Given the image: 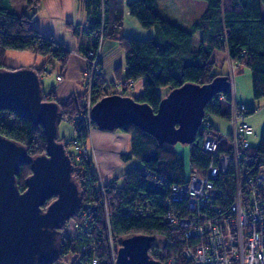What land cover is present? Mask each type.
Here are the masks:
<instances>
[{"label":"trees","instance_id":"16d2710c","mask_svg":"<svg viewBox=\"0 0 264 264\" xmlns=\"http://www.w3.org/2000/svg\"><path fill=\"white\" fill-rule=\"evenodd\" d=\"M41 1L27 0L26 9H34L36 13ZM203 1L207 3L206 10L188 30L162 18L156 10L157 0L129 2L127 6L131 15L143 28H157L159 36L155 38L138 39L122 34L123 0H80L82 8L87 12L88 24L81 27L67 23V27L81 40L77 52L85 58H89L91 50L98 49L101 38L104 42H118L125 52L126 72L123 84L127 87L130 82L144 78L143 92L135 99L149 104L154 111L163 98L158 90L160 87L170 91L187 83L204 85L212 82L218 75H225L230 81L229 74L214 71V54L217 52L226 53L238 68L246 67L250 70L253 96L255 100L262 99L264 17L261 11L264 0ZM33 14L24 12L17 15L11 0H0V69H17L4 62L8 50L45 57V65L35 68L40 76L48 65L54 66L53 70L56 69V63L61 70L67 65L74 51L58 43L53 37L43 35L34 24ZM199 31V48H195L193 36ZM94 86L96 101L113 94L109 92L104 79L95 82ZM222 94L228 102L215 97L217 101L214 104L208 103L205 111L229 118L230 89ZM43 101H58L54 88L49 92L43 91ZM59 104L63 120L71 121L84 111L83 94L73 93ZM250 110L251 114L255 111ZM74 128L77 136L68 143L64 141L66 147L75 139H88L89 133L82 125H75ZM122 130L131 135L130 151L122 155L123 161L135 159L140 162L141 167L129 168L122 178L115 177L106 183L105 196L109 201L107 205L110 212L107 220L105 206L99 203L103 199V192L97 172L93 165L83 166L73 160V177L81 190L80 209L63 228L60 257L55 264H89L93 255L100 260V264H109L112 245L118 254L122 242L135 236L154 238L148 253L155 262L167 264L168 258L175 256L177 261L185 264L182 254L188 242L184 232L180 227L165 222L164 217L169 212V206L182 215L187 211L185 202L168 203L172 186L184 184L192 170L205 175L209 167L210 156L203 149L204 135L199 132L197 140L190 145L188 165L173 145L159 144L153 136L133 124ZM0 134L24 145L30 158L46 152L43 126L35 125L17 112L0 111ZM209 134L219 138L223 150L230 149L229 134L223 137L214 124ZM247 153L246 157L253 159L255 164L264 165V128L260 144L247 149ZM31 173L30 165L20 167L17 180L21 191L26 189V180ZM232 176L227 174L217 181L222 192L216 203L221 207L229 205L235 199L237 186ZM53 200L54 198L49 200L44 209ZM86 206L92 209V213L87 218L91 223L85 226ZM73 220L81 228L85 226L86 230L83 233L68 231V224ZM158 238L161 244L157 242ZM85 244L90 247V251L83 255L80 247ZM77 253H80L81 259Z\"/></svg>","mask_w":264,"mask_h":264},{"label":"water","instance_id":"95a60500","mask_svg":"<svg viewBox=\"0 0 264 264\" xmlns=\"http://www.w3.org/2000/svg\"><path fill=\"white\" fill-rule=\"evenodd\" d=\"M229 88L225 75L204 85L187 83L171 89L156 111L131 95L113 93L95 103L92 119L102 130L133 124L159 144L191 145L206 105ZM43 91L34 67L0 69V111H14L41 124L46 138V152L30 158L24 145L0 134V264H54L60 257L63 226L76 215L81 202L72 159L65 143L58 140L63 120L60 104L43 101ZM24 164L31 166L32 173L21 191L17 175ZM153 240L125 239L117 264H159L148 253Z\"/></svg>","mask_w":264,"mask_h":264},{"label":"built area","instance_id":"2783aa9c","mask_svg":"<svg viewBox=\"0 0 264 264\" xmlns=\"http://www.w3.org/2000/svg\"><path fill=\"white\" fill-rule=\"evenodd\" d=\"M102 46L101 38L98 49L91 50L89 58H86L88 67L84 82V111L71 120L74 126L82 125L87 130L88 138L95 125L92 119V109L97 102L94 83L99 82L104 75L100 62ZM57 80H62L61 74L57 75ZM234 86L235 82L232 80L230 149L223 150L219 138L209 134L213 124L211 114L205 111L198 134L201 132L204 135L203 149L210 156L209 167L205 175L192 170L184 184L174 185L170 190L168 203L185 202L187 208L186 214L182 215L169 206V212L164 217L165 222L180 227L184 232L188 242L182 254L185 264H264V165L255 164L253 159L246 157L247 149L251 147L248 139L254 131L245 120L250 108L238 100ZM214 100L209 103L214 104ZM87 141L75 139V152H71L70 156L83 166L93 165L97 172L86 146ZM74 154H77V158ZM227 174L233 175L237 186L236 196L232 203L221 207L216 203L222 192L217 181ZM97 176L103 192V199L99 203L105 206L108 220L110 212L107 205L109 201L105 196L106 182L99 172ZM84 212L86 226L91 223L87 218L92 209L86 206ZM68 225V231L71 232L83 233L86 230L85 226L81 228L75 220ZM89 251L90 247L86 244L80 247L83 255ZM80 253H77L79 259ZM89 264H100V260L93 255ZM109 264H117V252L113 245ZM167 264L183 263L172 256L168 258Z\"/></svg>","mask_w":264,"mask_h":264},{"label":"crops","instance_id":"0c3cea01","mask_svg":"<svg viewBox=\"0 0 264 264\" xmlns=\"http://www.w3.org/2000/svg\"><path fill=\"white\" fill-rule=\"evenodd\" d=\"M131 1L135 0H123L124 3L122 9L124 22L122 34L138 39H149L159 36L157 28H143L139 21L131 15L127 6V4ZM169 6L170 15L172 16L165 14L168 13L165 11L169 10ZM263 6L264 5H262V7ZM206 8L207 3L205 1L157 0L156 10L162 18L188 30L203 14ZM36 9L37 12L33 14V20L36 28L43 35L53 37L58 43L74 51L63 70H61L60 67H56V70L59 69V71H62L63 75V80L60 81L55 88L58 101H65L73 93L83 94L85 88L82 81V75L88 67L87 61L79 52H77L80 48L81 40L77 38L67 27V23L86 27L88 24L87 12L82 8L80 0H42ZM200 36L201 32L199 31L193 36V43L199 44ZM104 44L101 61L104 71V81L107 85L109 86V83L115 84L116 86L122 88L123 91H128V94H134L136 96L142 94V79L130 82L127 87L123 84L126 66L124 59L123 61L116 59V57H120L123 53L118 43L114 40H107ZM6 53L12 58H20L21 61H24L28 65L27 67H41L46 63L45 57L29 52H19L13 50ZM224 55V59H226L225 61L229 63L227 60V54L224 53ZM214 56L217 64L224 60L219 57L218 52L215 53ZM119 68L120 72H118ZM233 70L234 72L232 77L230 75V80H234V78L236 79L240 76L238 67H234ZM250 86L252 87V79ZM92 136L95 149L93 154L94 156L92 158L97 160L101 175L111 180L115 177H121L127 171V165L132 163V161L124 162L122 158L123 154H127L130 151L131 135L122 129L109 131L92 128L91 139Z\"/></svg>","mask_w":264,"mask_h":264},{"label":"rangeland","instance_id":"374dc122","mask_svg":"<svg viewBox=\"0 0 264 264\" xmlns=\"http://www.w3.org/2000/svg\"><path fill=\"white\" fill-rule=\"evenodd\" d=\"M197 1L201 2L203 0H197ZM26 3H27V0H12V7H13L14 12L17 15H22L24 13V11H25ZM26 10L28 12L25 11V13H27L29 15H32L35 12L34 9H29V10L26 9ZM165 12H168V13H165V14L170 15V6H169V10L165 11ZM261 12H262V16L264 17V6L262 7V11ZM170 16H172V15H170ZM104 43L105 42L103 41V46L105 45ZM195 44H196L195 48H199V45H197V43H195ZM103 46L100 48L101 49V55H102ZM119 47L121 48L120 45H119ZM9 51H13V50H8L7 52H9ZM121 51L123 52L122 55L120 57H116V59L117 60L120 59V61H123V59L125 60V52H124L123 49ZM218 54H219L220 58H222V59L225 58L224 53L218 52ZM101 55H100V62H101V66H102ZM214 58H215V56H214ZM84 59L87 61V59L85 57H84ZM225 60L226 59L222 60L218 64H217V61H215L214 71L217 72V73H220V74L221 73L229 74V76L231 75V77H232L233 72H234L233 69H234V67H237V65H235L229 59L228 55H227V60L229 61L230 65ZM4 62H5L6 65H8V66H10L12 68H17V69L30 68V67H27L28 65L24 61H21L20 58H18V57H13L12 58L9 54L7 55V53L5 55ZM55 66L58 67V68L60 67V65L57 64V63L55 64ZM87 66H88V63H87ZM53 67L54 66H52V65H48L47 66V70L44 72V74H42V76H40L43 89L46 92H49L52 88H54V90H55V88L57 87L59 82L63 80V75L60 73L58 68H57L58 70L55 69V70L51 71L53 69ZM101 68H102V71H103V66ZM230 68H231V70H230ZM86 71H87V69L84 71V73L82 75V81H83L84 87H85L84 82H85V77H86L85 76ZM58 74L62 75V80H60V81L57 80V75ZM239 74H240L239 78H236V79L234 78V80H235L234 90H235V93L238 96V100L240 102L245 103L247 106H249L250 109H255V111L252 114H251V110L249 111L248 114H246L245 120L248 121V123L251 125V127L253 128V131H254V134L252 136H250L249 139H248L249 145L251 147H257L260 144V137H261V134H262V131H263V128H264V97L262 99L255 100V98L253 96V88L250 86V82H251V79H252L251 78V72H250V70L248 68H246V67L239 68ZM247 78H248V80H247ZM102 79H104V75L101 77V80ZM140 79H142L143 82H144V78H139L137 80H140ZM231 80H233V79H231ZM158 90H159V93H160V95L162 97H165L167 95V93L169 92V89L165 88V87H160ZM84 92H85V90H84ZM109 92L110 93H117V94L125 93L128 96L131 95L133 97H138V96L141 95L140 94V95L136 96L134 94H128L127 93L128 91H123L122 88H120V87H118V86H116L115 84H112V83H109ZM231 94L233 96V90L230 87V101H229V104H228L229 113H231V104H232ZM218 95L220 96L219 100L228 102V100H226L225 96L222 93H220ZM218 95H216L217 98H218ZM83 99H84V96H83ZM213 99H215V98H213ZM216 101L217 100L215 99L214 102H216ZM210 118H211L212 123L214 124L215 129L218 130L223 137L224 136L227 137V135L232 130V124H231L230 119L229 118L220 117V116L214 115V114H211ZM74 127H75L74 124L71 121H69V120L61 121L60 124H59V129H58V139H59V141H63V142L65 141L66 143H68L69 140H71L72 138H75L77 136V134L75 132V128ZM93 128L94 129H99L96 125H94ZM114 131H116V130H114ZM86 146H87L88 152L93 157L94 156L93 154L95 152L93 136H92V139H91V135H90V137L88 138V141L86 142ZM174 147L184 157L186 164L189 165V155H190L189 149H190V145L177 143L176 145H174ZM67 150H68L69 153L75 152L73 142H71V145H69L67 147ZM73 156L75 158H77V154H74ZM95 156H96V154H95ZM93 162L95 164V167H97V169H98L97 172H99L100 175H101V171H100L99 164H98L97 160L93 159ZM133 166L141 167V164H140V162L138 160L134 159L132 161V163H129L127 165L126 168L129 169V168H131ZM128 169H127V171H128ZM122 176L120 178H122ZM103 180L106 183H107V181H109V182L111 181V179H108L107 177H103ZM79 209H80V207H79ZM74 217H72L71 219H73ZM62 232H63V229H62L61 233ZM157 242L161 244V241L159 240V238H158ZM117 260H118V254H117ZM57 261H58V259H57ZM71 263L72 262H67V263L63 262L62 264H71Z\"/></svg>","mask_w":264,"mask_h":264},{"label":"flooded vegetation","instance_id":"af4514ba","mask_svg":"<svg viewBox=\"0 0 264 264\" xmlns=\"http://www.w3.org/2000/svg\"><path fill=\"white\" fill-rule=\"evenodd\" d=\"M47 208V207H46ZM61 240H62V236H61ZM61 240H60V245H61ZM154 241V240H153Z\"/></svg>","mask_w":264,"mask_h":264}]
</instances>
